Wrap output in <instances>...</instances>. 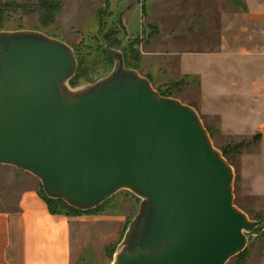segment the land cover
I'll list each match as a JSON object with an SVG mask.
<instances>
[{"label": "water", "instance_id": "95a60500", "mask_svg": "<svg viewBox=\"0 0 264 264\" xmlns=\"http://www.w3.org/2000/svg\"><path fill=\"white\" fill-rule=\"evenodd\" d=\"M114 41L111 71L73 86L69 44L0 30V164L83 211L121 190L139 197L112 264H226L264 218L234 203L233 167L197 110L127 67Z\"/></svg>", "mask_w": 264, "mask_h": 264}, {"label": "rangeland", "instance_id": "374dc122", "mask_svg": "<svg viewBox=\"0 0 264 264\" xmlns=\"http://www.w3.org/2000/svg\"><path fill=\"white\" fill-rule=\"evenodd\" d=\"M51 1L0 0V30H38L66 42L77 59L75 80L87 82L111 71L105 46L115 38L128 67L150 72L155 89L197 110L233 167L234 203L251 219L264 217V0H53L44 8ZM139 16L142 28L130 35L126 26ZM14 174L0 166V207ZM119 192L139 205L132 192ZM247 237L226 264L264 260V223ZM119 243L92 247L75 264H112Z\"/></svg>", "mask_w": 264, "mask_h": 264}, {"label": "crops", "instance_id": "0c3cea01", "mask_svg": "<svg viewBox=\"0 0 264 264\" xmlns=\"http://www.w3.org/2000/svg\"><path fill=\"white\" fill-rule=\"evenodd\" d=\"M138 19L136 26H126L130 35L142 28L141 16ZM138 71L150 78V72ZM0 166L15 173L13 179H6L8 194L0 207V264H75L92 247L118 244L138 210L135 198L119 192L97 212L52 213L35 176Z\"/></svg>", "mask_w": 264, "mask_h": 264}, {"label": "trees", "instance_id": "16d2710c", "mask_svg": "<svg viewBox=\"0 0 264 264\" xmlns=\"http://www.w3.org/2000/svg\"><path fill=\"white\" fill-rule=\"evenodd\" d=\"M46 2V0H44ZM55 3L54 1L52 0L51 3H44V8L46 9H50L52 8V6H54ZM3 12H4V9L1 7L0 5V22L3 20L2 16H3ZM118 28L120 29L121 27L119 26V24H117ZM111 41V40H110ZM114 44V43H113ZM107 53V52H106ZM124 54V52H123ZM124 59H125V55H124ZM125 65H126V61H125ZM127 66V65H126ZM128 67V66H127ZM136 69V68H135ZM76 75V74H75ZM76 77L74 76L71 81H70V84L72 85H76L78 84L79 82H81L82 80H84V78H80V80H75ZM88 81V80H86ZM163 94V93H162ZM164 95V94H163ZM222 154L226 157V154H224L222 152ZM228 160V158H227ZM229 161V160H228ZM43 198L47 201L48 203V206H49V209L52 213H56V214H65L67 216H73V215H77V214H87V213H91V212H97L101 206L99 205L98 207L94 208V209H91V210H86V211H83V210H79V209H76L68 204H66L62 199H53V198H50L48 196H46V194L43 192L42 190V187H41V190H40ZM261 218H264V217H259L258 219H261ZM260 230V227L256 228L254 231L252 232H255L257 233V231ZM242 253V252H241ZM241 253H239L238 255H240Z\"/></svg>", "mask_w": 264, "mask_h": 264}]
</instances>
